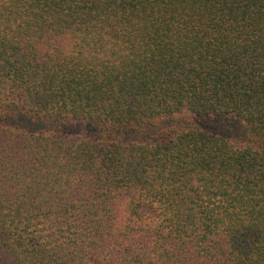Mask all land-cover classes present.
Masks as SVG:
<instances>
[{"label": "trees", "instance_id": "1", "mask_svg": "<svg viewBox=\"0 0 264 264\" xmlns=\"http://www.w3.org/2000/svg\"><path fill=\"white\" fill-rule=\"evenodd\" d=\"M0 264H264V0H0Z\"/></svg>", "mask_w": 264, "mask_h": 264}]
</instances>
